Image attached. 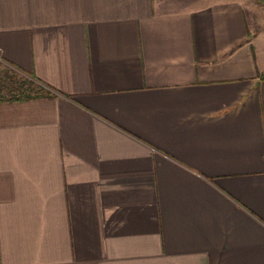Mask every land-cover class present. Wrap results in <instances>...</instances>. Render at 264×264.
Returning a JSON list of instances; mask_svg holds the SVG:
<instances>
[{
  "label": "crops",
  "instance_id": "crops-1",
  "mask_svg": "<svg viewBox=\"0 0 264 264\" xmlns=\"http://www.w3.org/2000/svg\"><path fill=\"white\" fill-rule=\"evenodd\" d=\"M0 55V264H264V0H0Z\"/></svg>",
  "mask_w": 264,
  "mask_h": 264
},
{
  "label": "rangeland",
  "instance_id": "rangeland-1",
  "mask_svg": "<svg viewBox=\"0 0 264 264\" xmlns=\"http://www.w3.org/2000/svg\"><path fill=\"white\" fill-rule=\"evenodd\" d=\"M39 85L17 69L11 68L5 61L0 59V96L7 99L20 95L30 88L31 85ZM37 94V93H36Z\"/></svg>",
  "mask_w": 264,
  "mask_h": 264
},
{
  "label": "trees",
  "instance_id": "trees-1",
  "mask_svg": "<svg viewBox=\"0 0 264 264\" xmlns=\"http://www.w3.org/2000/svg\"><path fill=\"white\" fill-rule=\"evenodd\" d=\"M33 80V79H32ZM44 89L45 87L42 86V85H31L30 88H27V90H25V92L23 94H20V95H15L13 96V98H25V97H31V96H36V93L40 94V93H44ZM32 92L34 94H32ZM3 97L0 96V100H2Z\"/></svg>",
  "mask_w": 264,
  "mask_h": 264
},
{
  "label": "built area",
  "instance_id": "built-area-1",
  "mask_svg": "<svg viewBox=\"0 0 264 264\" xmlns=\"http://www.w3.org/2000/svg\"><path fill=\"white\" fill-rule=\"evenodd\" d=\"M0 59L3 60L2 57H1V55H0ZM3 61H4V60H3ZM8 65H9V64H8ZM9 66H10V65H9ZM10 67H12L13 69H15L13 66H10Z\"/></svg>",
  "mask_w": 264,
  "mask_h": 264
}]
</instances>
